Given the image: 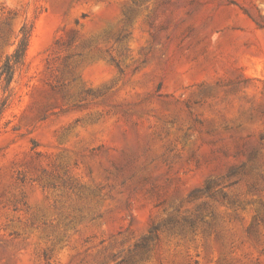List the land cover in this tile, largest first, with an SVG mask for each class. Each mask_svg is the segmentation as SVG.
<instances>
[{
    "label": "rangeland",
    "instance_id": "obj_1",
    "mask_svg": "<svg viewBox=\"0 0 264 264\" xmlns=\"http://www.w3.org/2000/svg\"><path fill=\"white\" fill-rule=\"evenodd\" d=\"M4 101L0 264H264V0H0Z\"/></svg>",
    "mask_w": 264,
    "mask_h": 264
},
{
    "label": "trees",
    "instance_id": "obj_2",
    "mask_svg": "<svg viewBox=\"0 0 264 264\" xmlns=\"http://www.w3.org/2000/svg\"><path fill=\"white\" fill-rule=\"evenodd\" d=\"M30 32L31 31L28 30L27 28H23L21 30L22 37L16 49L11 55H9L6 58V61L1 68V76L2 77L4 76V80L6 82L7 87L11 85V82L13 80V77L16 71V67L20 65L25 59V55H26L28 45H29V40H30ZM6 105H7V101H4L2 103L0 112L2 111V109H4Z\"/></svg>",
    "mask_w": 264,
    "mask_h": 264
}]
</instances>
